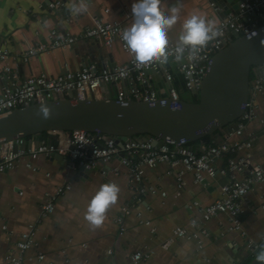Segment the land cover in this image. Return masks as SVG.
Returning a JSON list of instances; mask_svg holds the SVG:
<instances>
[{"label":"crops","instance_id":"0c3cea01","mask_svg":"<svg viewBox=\"0 0 264 264\" xmlns=\"http://www.w3.org/2000/svg\"><path fill=\"white\" fill-rule=\"evenodd\" d=\"M42 1L0 0V36L6 41L10 52L8 63L16 70L19 79L38 73L54 76L66 69H76L87 60L95 61L104 68L126 60L127 55L117 43L105 47L93 39H87L76 40L68 46L23 61L22 53L34 43L46 41L50 29L75 35L79 28L91 24L96 17L106 21H122L120 9H130L136 2L88 0L89 10L76 14L71 11L74 0H64L58 13L42 7ZM75 2L79 3V0ZM180 5V19L168 33L173 42L182 33L184 20L193 13L204 15L215 23L222 16L206 0H180ZM180 5L177 0H161L160 9L168 14L171 7ZM65 16H70L72 21L66 22ZM133 21V16L122 21L124 29L130 27ZM169 61L174 64L173 73H176L175 61ZM149 75L151 86L158 76ZM250 78L254 76L250 74ZM3 83L0 78V87ZM120 86H124L123 81ZM102 87L108 89L109 93L112 88L115 92L112 84ZM101 92L99 87L96 93L98 98ZM255 103V116L239 136L241 140L250 138L249 147L240 149L235 156H247L251 164H260L264 162V89L256 95ZM226 138L227 135L216 130L205 139L191 144L190 148L198 151L204 143H218ZM228 138L232 140V137ZM42 140L40 134L29 136L24 139V147H34L36 141ZM48 140L47 137L45 141ZM25 163L33 168L25 167ZM217 165L221 166L223 162H217ZM141 170L145 186L164 191V196L146 192L141 202L134 204L127 169L116 159L78 175L77 170L65 166L63 159L59 162L44 155L30 158L26 154L18 157L11 169L0 172V264H6L3 260L5 250L10 248L15 251L13 244L18 240L19 233L29 226H34V245L23 253L21 264H62L64 259L67 260L64 264H131L129 255L134 250H151L148 259L136 264H244L250 257L245 247L246 241H257L264 237V177L251 187L241 201L243 234L229 229L227 217L220 213L203 223L207 235L201 237V246L197 247L191 237H172L170 231L174 226L186 225L190 216H197L198 211L192 201L206 205L219 198V187L228 182V176L216 173L213 177H205L203 182L194 183L191 173L185 172L179 164L170 167L159 163L152 167L143 166ZM176 173H180V188H176ZM66 182L70 188L56 199L51 212L40 217V205L44 202L45 194ZM108 182H115L119 186L118 200L107 211L103 225L93 228L85 220V213L99 187ZM131 203L130 214L122 218L121 231L113 222V217L121 205ZM145 205L148 209H145ZM135 211L140 212V219L148 220L149 224L139 223ZM2 224L5 230L1 228ZM36 253H43L42 261L36 260Z\"/></svg>","mask_w":264,"mask_h":264},{"label":"built area","instance_id":"2783aa9c","mask_svg":"<svg viewBox=\"0 0 264 264\" xmlns=\"http://www.w3.org/2000/svg\"><path fill=\"white\" fill-rule=\"evenodd\" d=\"M63 2L64 0H49L46 7L58 13ZM104 12H107V9H104ZM120 15L122 21H126L132 17L131 8L120 9ZM64 20L71 22L72 18L65 16ZM122 21H106L101 17H96L91 24L79 28L75 35L65 32L58 33L52 28L48 31L46 41L34 43L22 53L21 59L26 62L29 57L68 46L76 40L93 39L105 47L117 43L127 55L124 62L110 68L100 67L97 62L87 60L76 69H66L54 76L38 73L19 79L16 70L8 63L10 52L6 47V41L0 36V78L4 82L0 87V113L37 102L66 98L71 92H73V97L78 99L90 96L98 98L96 94L98 88L104 84L115 86L114 99L117 101L128 99L154 101L158 99L157 91L152 89V85L149 86L151 77L145 74V71L159 66L162 68L164 82L170 84L165 92V98L170 102H175L180 99V90H186L190 94L198 90L207 62L214 51L231 42L237 34L250 35L261 24V21L264 23V0H241L235 12L220 17L216 24L222 34L210 41L196 57L186 52L184 58L177 61L174 53H170L168 60L175 61L176 73L170 71L167 63L153 62L138 66L121 38L124 30ZM176 42L170 41V47L174 48ZM122 81L124 82L123 87L120 86ZM101 89L99 98L104 97L105 94L110 96L108 89L104 90L103 87ZM263 89L264 73L250 78L247 99L243 111L234 120L235 127L230 128L226 139L218 143H204L198 151H193L184 145L152 144V137L142 141L136 136H131L117 145L108 135L82 130H72L68 134L50 130L45 131L49 138L48 141L42 140L36 146L27 149L24 147L22 137L0 142V172L11 169L16 159L25 154L34 158L37 155L47 156L49 153H56L62 156L66 167L76 170L80 166L83 171L95 170L116 159L127 169L128 182L133 188L132 202L134 204H139L146 192L164 196V191L156 187L145 186L141 170L143 166L152 167L161 163L171 167L179 164L185 172L191 173L194 183L220 173L228 176V182L219 187L221 196L206 205H199L192 201V205L197 208V216H190L186 225L172 227L170 234L177 238L191 237L196 241L197 247H200L201 237L207 235L203 223L220 213L227 217L229 229L243 234L240 220V214L243 212L241 201L254 184L263 180L264 162L251 164L247 156H235V153L249 147L250 138L241 140L239 136L245 125L254 118L256 95ZM228 137H232V140ZM69 146L72 148L68 149ZM220 161L223 165L218 166L217 162ZM25 167L33 168L29 163H25ZM175 182L176 188H180L182 185L180 173L175 174ZM69 188L70 185L66 182L54 187L52 192L46 193L44 202L40 205V217L51 212L56 199ZM132 206V203L121 205L113 217V222L121 231L123 230L122 218L130 214ZM144 207L148 209L147 205ZM134 214L139 223L149 224L148 220L140 219V212L135 211ZM1 228L5 230V225L2 224ZM150 231L152 232L153 229L150 228ZM33 234L34 226H29L27 230L19 233L18 240L13 244L15 251L10 248L5 250L3 260L6 264H21L23 253L34 245ZM263 241L264 237L257 241L249 239L246 241L245 247L250 256L260 248ZM150 254L151 250H134L129 255V262L136 264L144 261L149 258ZM35 258L40 262L44 255L36 253ZM66 261L64 259L62 264Z\"/></svg>","mask_w":264,"mask_h":264},{"label":"water","instance_id":"95a60500","mask_svg":"<svg viewBox=\"0 0 264 264\" xmlns=\"http://www.w3.org/2000/svg\"><path fill=\"white\" fill-rule=\"evenodd\" d=\"M48 1L43 0L41 6L45 7ZM206 1L224 16L235 12L241 0ZM263 73L264 23L261 21L250 35L237 34L231 42L211 54L198 90L191 92V96L197 98L195 102L167 100L165 92L170 84L162 80V68L159 66L145 71V74L158 76L151 86L157 91L158 99L154 101H117L109 94L102 98L78 99L71 92L66 98L37 102L0 113V142L50 130L67 134L72 130H82L108 135L117 145L131 136L142 141L152 137L151 143L157 145H184L209 136L214 130L227 135L243 111L250 74L257 77ZM42 104L51 109L48 119L37 114ZM37 144L38 141L35 146ZM46 157L62 162V156L56 153H49ZM76 170L78 175H83L82 167ZM262 245L264 241L260 248ZM257 251L247 264H258Z\"/></svg>","mask_w":264,"mask_h":264},{"label":"clouds","instance_id":"9594fccd","mask_svg":"<svg viewBox=\"0 0 264 264\" xmlns=\"http://www.w3.org/2000/svg\"><path fill=\"white\" fill-rule=\"evenodd\" d=\"M161 0H136L132 4L131 12L134 21L130 27L123 30L122 40L126 43L129 52L134 57L136 64L147 65L153 62L165 64L169 54L174 53L175 59L181 61L185 53L196 57L214 38L222 33L215 21L204 15L193 13L187 17L182 25V33L179 35L174 48L170 47L169 31L180 19V0L165 14L160 9ZM89 10L88 0H75L71 11L76 14ZM44 119L51 116V109L41 105L37 112ZM120 192L115 182L102 184L99 190L89 201L85 220L93 228H99L106 219V213L115 205ZM258 264H264V245L257 251Z\"/></svg>","mask_w":264,"mask_h":264},{"label":"rangeland","instance_id":"374dc122","mask_svg":"<svg viewBox=\"0 0 264 264\" xmlns=\"http://www.w3.org/2000/svg\"><path fill=\"white\" fill-rule=\"evenodd\" d=\"M167 66L171 69L172 72H174V64L172 62H170L169 60L167 62ZM179 97L181 100H184V101H190L192 99L190 92H188L186 90H180L179 91ZM110 98H112V99L115 98V92H114L113 88L110 89Z\"/></svg>","mask_w":264,"mask_h":264},{"label":"trees","instance_id":"16d2710c","mask_svg":"<svg viewBox=\"0 0 264 264\" xmlns=\"http://www.w3.org/2000/svg\"><path fill=\"white\" fill-rule=\"evenodd\" d=\"M196 100H197L196 97H192V99H191L190 101L195 102ZM215 132H216V130H214L212 133H215ZM39 134L43 136V139H44V140H46L47 135H44L45 132H41V133H39ZM28 137H29V136H26V137H24V139H25V138H28ZM206 137H208V136H204L202 139H205ZM197 141H198V140H195V141H192V142H190V143L184 144V146H190L191 144L196 143ZM251 258H252V256H250V257L245 261L244 264H247V263L251 260Z\"/></svg>","mask_w":264,"mask_h":264}]
</instances>
